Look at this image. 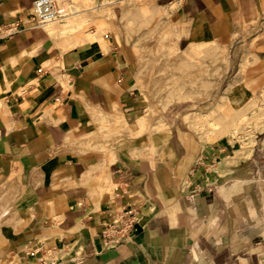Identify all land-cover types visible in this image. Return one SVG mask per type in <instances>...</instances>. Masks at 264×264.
<instances>
[{"label": "crops", "instance_id": "0c3cea01", "mask_svg": "<svg viewBox=\"0 0 264 264\" xmlns=\"http://www.w3.org/2000/svg\"><path fill=\"white\" fill-rule=\"evenodd\" d=\"M35 1L0 0V264H261L264 149L204 142L177 106L151 104L114 0H70L77 20L110 15L102 42L76 41L78 25L31 26ZM159 5L156 65L219 46L235 107H264V0ZM130 207L134 226L105 241Z\"/></svg>", "mask_w": 264, "mask_h": 264}, {"label": "rangeland", "instance_id": "374dc122", "mask_svg": "<svg viewBox=\"0 0 264 264\" xmlns=\"http://www.w3.org/2000/svg\"><path fill=\"white\" fill-rule=\"evenodd\" d=\"M165 1L114 0L116 37L120 48L132 50L138 57V74L143 82L144 96L153 105L159 104L164 108L177 106L175 111L204 142H215L227 137L233 144L232 148L251 149L259 146L263 150L264 107L253 110V115L248 107H235L234 101L238 98H232L234 94L229 90L238 79L231 70L234 61L229 55L225 56L224 49L202 46L197 49L195 63L167 60L156 65L155 56L148 55L155 46V40L161 38V28L168 25L169 8L159 5ZM60 2L66 16L47 23L48 26L64 22L67 31L72 32L78 25L76 41H103L104 33L109 28L106 20L109 14H99L97 22H91L88 18L81 21L72 15L74 8L70 0ZM164 42L159 43V49L164 46ZM255 100L264 105V93ZM263 245L264 242L259 244L257 255L261 264H264Z\"/></svg>", "mask_w": 264, "mask_h": 264}, {"label": "built area", "instance_id": "2783aa9c", "mask_svg": "<svg viewBox=\"0 0 264 264\" xmlns=\"http://www.w3.org/2000/svg\"><path fill=\"white\" fill-rule=\"evenodd\" d=\"M65 16L66 12L60 0H36L28 21L31 26H43ZM15 31H17L15 26H8L4 35H9ZM136 221V213L131 207L120 212L115 211L111 215V219L103 226L101 231L103 239L107 242H120L127 229L132 228Z\"/></svg>", "mask_w": 264, "mask_h": 264}, {"label": "bare ground", "instance_id": "6f19581e", "mask_svg": "<svg viewBox=\"0 0 264 264\" xmlns=\"http://www.w3.org/2000/svg\"><path fill=\"white\" fill-rule=\"evenodd\" d=\"M68 24V23H67Z\"/></svg>", "mask_w": 264, "mask_h": 264}]
</instances>
